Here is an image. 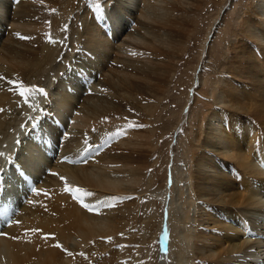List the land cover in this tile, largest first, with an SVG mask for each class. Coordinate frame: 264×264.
Returning <instances> with one entry per match:
<instances>
[{"label": "bare ground", "instance_id": "1", "mask_svg": "<svg viewBox=\"0 0 264 264\" xmlns=\"http://www.w3.org/2000/svg\"><path fill=\"white\" fill-rule=\"evenodd\" d=\"M200 8L0 0V149L17 197L0 264H264V0L238 16L197 113L194 73L187 127L170 140L187 133L183 157L158 181L157 122ZM17 85L43 91L21 96ZM13 166L34 174L33 191Z\"/></svg>", "mask_w": 264, "mask_h": 264}, {"label": "rangeland", "instance_id": "2", "mask_svg": "<svg viewBox=\"0 0 264 264\" xmlns=\"http://www.w3.org/2000/svg\"><path fill=\"white\" fill-rule=\"evenodd\" d=\"M247 2L248 0H200L201 8L196 23L194 27L190 26L188 29L193 35L189 38L185 58L180 65L175 85L172 87L170 86L168 89L166 106L161 112V122H157L161 125L157 133V135L160 133V141L158 143L160 148H158L157 154L161 156L160 167L162 169V172L158 175L159 182L161 179L164 181L166 176H168V168L172 161H174V164H179L180 159L183 157L181 155L183 154L182 146L185 144L184 140L187 137V133L181 135L180 138L178 137L175 145H170V140L179 123H183L184 127H187L188 118L186 112H184L183 106L188 97V91L193 79L192 77L194 73L199 74L202 81L200 88L197 90L195 89L197 100L194 105V112L197 113L209 101L208 88L215 78V74L212 71L213 67L218 66L221 69L225 68V60L223 58L225 48L223 43L227 44L230 35L236 31L239 22L238 16L241 14L243 15L242 10ZM221 10H223V12L218 23V28L211 37L212 45L204 60H201L202 42L210 25L214 22ZM198 62H201V66H198ZM192 117L193 115L190 111L189 120H191ZM162 212V215H164V207L162 208ZM157 245L154 243L152 247L153 253H156Z\"/></svg>", "mask_w": 264, "mask_h": 264}, {"label": "snow or ice", "instance_id": "3", "mask_svg": "<svg viewBox=\"0 0 264 264\" xmlns=\"http://www.w3.org/2000/svg\"><path fill=\"white\" fill-rule=\"evenodd\" d=\"M17 87L19 88V92L21 96H24L26 93L29 92H34V91H43V89H29V88H25L21 85H17ZM66 191H68V189H66ZM75 191H79V189H76ZM76 199H79V197H76ZM85 207H88L87 205H85ZM57 247H59V245H56Z\"/></svg>", "mask_w": 264, "mask_h": 264}]
</instances>
